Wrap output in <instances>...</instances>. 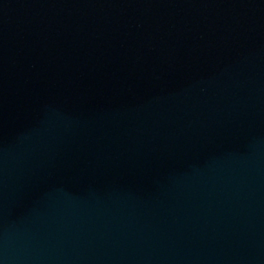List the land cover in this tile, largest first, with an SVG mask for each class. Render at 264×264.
Segmentation results:
<instances>
[{
	"label": "water",
	"instance_id": "1",
	"mask_svg": "<svg viewBox=\"0 0 264 264\" xmlns=\"http://www.w3.org/2000/svg\"><path fill=\"white\" fill-rule=\"evenodd\" d=\"M0 264H264V0H0Z\"/></svg>",
	"mask_w": 264,
	"mask_h": 264
}]
</instances>
